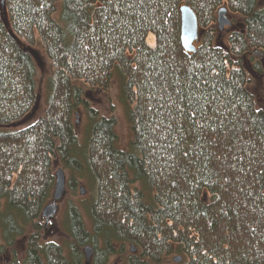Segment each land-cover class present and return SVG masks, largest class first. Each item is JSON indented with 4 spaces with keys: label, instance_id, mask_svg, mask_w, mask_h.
<instances>
[{
    "label": "trees",
    "instance_id": "1",
    "mask_svg": "<svg viewBox=\"0 0 264 264\" xmlns=\"http://www.w3.org/2000/svg\"><path fill=\"white\" fill-rule=\"evenodd\" d=\"M184 5L198 18L194 54L182 46ZM225 7L242 21L224 48L210 28ZM40 43L53 67L48 106L13 130L39 102L31 48ZM254 51L263 60L259 0H0L5 242L38 231L61 165L95 185L84 207L92 231L71 203L64 217L77 264L84 246L98 256L101 242V264L118 242L142 250L126 264H159L174 247L188 264H264V109L246 69ZM115 74L134 132L129 152L114 119L97 118L85 98L84 86L106 91ZM81 107L93 120L85 144L75 131ZM38 242L28 241L24 264H70L64 247Z\"/></svg>",
    "mask_w": 264,
    "mask_h": 264
},
{
    "label": "rangeland",
    "instance_id": "2",
    "mask_svg": "<svg viewBox=\"0 0 264 264\" xmlns=\"http://www.w3.org/2000/svg\"><path fill=\"white\" fill-rule=\"evenodd\" d=\"M260 7L264 9V0H259ZM227 8V7H226ZM223 9V8H222ZM221 10V9H220ZM219 10V11H220ZM228 10V8H227ZM218 11V13H219ZM218 13L217 22L211 26L210 29L214 30V38L218 42L221 43L222 47H226L229 43V38L233 32L237 30L238 25L241 24V19L238 15H232L229 11L227 12L226 16L230 21V25H225V30L222 31L219 27L218 23ZM242 26V25H241ZM199 28V25H198ZM199 41H200V28H199ZM199 41L195 44V46L199 43ZM155 38L153 35L149 36L148 44L150 46H155ZM32 53L35 57V68H36V81H37V89H38V105L32 111V115L17 127H13V130H22V128L29 127L35 123L36 119L38 118L39 114L43 113V110L48 106V97L50 95L49 89V81L52 79L53 67L52 64L46 56L45 48L43 45L37 44L35 47H32ZM247 60V72H248V79L250 80L249 89L252 91L256 97V102L258 103L259 109H264V58L263 60L259 58L258 53L250 52ZM122 78L120 75L115 74V77L110 87L106 91L100 90H92L89 87L84 86L85 91V98L88 103V107L97 113L98 117H103L105 119H114L115 121V132L117 135L118 147L122 151L129 152L131 144L134 138V132L132 129V125L128 118V110L129 107L123 102L122 99ZM78 117L74 116V121L76 122V129L78 138L82 144H85V140L88 136V130L90 125L93 123V120L90 118V114L84 108H80L79 111L76 113ZM61 165H56V170L54 172V176L57 173V170L61 168ZM75 175V187L70 188L68 186L69 181L72 179V176ZM65 176H67V192L65 195V199L62 202L58 203V211L56 215L50 218V221L43 217V212L40 217V224L38 227V231L35 232L33 228L26 227L24 229L25 234L23 237H18L16 239V246L15 245H8L4 240V233L2 229V223L0 222V264H13L14 262H18L17 264H24L26 259V252L28 248V241L32 237L39 238L40 248L47 247L49 242H54L61 247H64V252H66L67 260L70 264H77V256L72 255L69 252L71 249V245L74 244L71 238L68 237L66 230L63 229V224L65 222L64 217L67 211L68 205L71 203L76 208L81 210L83 218L87 222V227L92 231L91 226L89 224V219L86 216V209L84 208L93 198V193L95 191V185L93 182L88 181L86 175L82 176L81 174L74 173L69 169L68 171L65 170ZM56 178V176H55ZM56 185V183H55ZM56 188V187H55ZM84 188L86 190L85 195H81V189ZM55 190V189H54ZM54 192V191H53ZM53 203V199L47 203L43 207H47V205ZM5 203L3 202L0 205V212H4ZM49 223H52V226H49ZM49 226V227H48ZM52 228V229H50ZM47 229V231H45ZM88 246H84L83 249ZM103 243H99L98 252L99 255L94 254L91 259V264H97L96 259L98 257V264L100 263V259L102 257V250H103ZM174 252L169 256L164 254L161 257V262L159 264H188V260L185 257L184 253H178V247H174ZM114 250V255L107 259L106 264H126L127 260L131 256H141V249H136L135 244L131 242L125 243H114L112 246ZM78 251V249H76ZM83 258L80 260L81 264H87L86 256L83 252ZM176 259H180L181 262H175Z\"/></svg>",
    "mask_w": 264,
    "mask_h": 264
},
{
    "label": "water",
    "instance_id": "3",
    "mask_svg": "<svg viewBox=\"0 0 264 264\" xmlns=\"http://www.w3.org/2000/svg\"><path fill=\"white\" fill-rule=\"evenodd\" d=\"M228 10L227 8H223L218 13V23L219 27L222 31L225 30V25H230V21L228 20L226 14ZM2 14H4V7L2 9ZM181 18H182V32H181V39H182V46L184 50L188 53L194 54L196 52L195 44L199 41V28H198V18L193 9L189 6H181ZM34 111V110H33ZM78 117V114H76ZM56 176V185L55 190L53 192L52 198L53 203L47 205L45 210L43 211V217L50 221V218L54 217L58 211V203L62 202L65 198L67 192V176H65V171L62 168L57 170ZM86 190L84 188L81 189V195H85ZM83 252L86 256L87 264H91V259L93 257L94 251L92 247L88 246L83 249ZM175 262L180 263V259H176Z\"/></svg>",
    "mask_w": 264,
    "mask_h": 264
},
{
    "label": "flooded vegetation",
    "instance_id": "4",
    "mask_svg": "<svg viewBox=\"0 0 264 264\" xmlns=\"http://www.w3.org/2000/svg\"><path fill=\"white\" fill-rule=\"evenodd\" d=\"M49 226L51 227V226H52V223H49ZM49 226H48V227H49ZM50 229H52V228H50ZM45 231H47V229H45ZM48 231H49V230H48ZM48 231H47V232H48ZM51 243H54V242H49V244H51ZM54 244H55V243H54ZM57 245H58V244H57Z\"/></svg>",
    "mask_w": 264,
    "mask_h": 264
}]
</instances>
